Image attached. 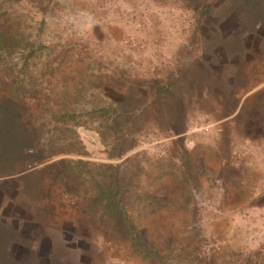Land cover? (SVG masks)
<instances>
[{"label": "rangeland", "instance_id": "obj_1", "mask_svg": "<svg viewBox=\"0 0 264 264\" xmlns=\"http://www.w3.org/2000/svg\"><path fill=\"white\" fill-rule=\"evenodd\" d=\"M0 18L18 40L0 57V73L17 82L20 121L41 134L35 149L49 150L43 161L0 177L9 257L19 264H153L115 232L122 226L89 217L94 180L84 170L70 184L45 173L28 176L37 178L34 187L23 185L25 173L58 159L78 171L77 160L117 163L132 155L140 188L153 190L158 172L163 182L179 176L178 185L163 183L165 206L142 207L138 190L126 197V215L130 208L158 241L161 264H264V23L246 29L235 0H0ZM167 80L178 88L183 126L161 134L150 87ZM145 92L149 109L135 146L107 158L98 132L109 106ZM189 152L195 180L186 187L180 161Z\"/></svg>", "mask_w": 264, "mask_h": 264}, {"label": "trees", "instance_id": "obj_2", "mask_svg": "<svg viewBox=\"0 0 264 264\" xmlns=\"http://www.w3.org/2000/svg\"><path fill=\"white\" fill-rule=\"evenodd\" d=\"M236 4L245 14L244 26L250 32L255 29L259 23H264V0H235ZM0 18V57L4 53H10L14 50L18 40L15 39V30L9 24L2 23ZM0 68V72H1ZM192 81V80H191ZM14 78L9 74L0 73V177L13 174L17 165H23L26 162L39 163L47 156L49 150L39 147L35 149V143L40 140V132L36 126L25 125L20 121L19 109L17 104L18 86ZM154 100L152 106L158 109L155 117L159 124L158 130L162 134L164 131L180 132L182 131L183 118L178 113V98L174 92L178 90L174 82L167 80L163 85L154 84L150 87ZM175 90V91H174ZM222 91V90H221ZM229 95V94H228ZM145 94H125L113 104V107L101 108L102 112H110L108 124L105 128L99 130L98 134L102 144L105 146L107 158L121 159L125 154L135 146V134L140 135V127H143V115L148 111L145 104ZM166 101H170L167 103ZM148 130V129H147ZM145 130V131H147ZM132 155L125 156L117 163L113 162H88L77 160L76 164L81 166L73 170L72 163L66 159H58L44 166L38 167L32 172L25 173L23 185L34 187L37 178H28L30 175L53 174L55 178H64L70 184L81 178L82 170L87 172L93 179L94 194L89 197L91 205L88 207L87 214L89 217H95V220L101 221L105 225L115 223L117 227L115 232H120L129 241L130 248L142 259L153 264H161L163 256L160 254L158 241L152 237L148 230L141 225H136L135 220L130 214L126 215V201L129 196V202L132 197L137 196L136 190L142 193L140 201H147L142 207H154L153 202H158L159 206H165L168 197L167 185H178V174L170 173L168 178L163 182L165 173L158 172L155 178H162L155 188L148 191L146 188H140L139 181L142 169L140 161L133 160ZM193 157L190 152L180 161L181 174L187 178L182 183L190 186L195 177L192 176L194 167L192 166ZM133 160V161H132ZM74 164V163H73ZM87 165L91 166L87 169ZM83 172V173H84ZM82 173V174H83ZM39 178V177H38ZM83 178V176H82ZM98 178V179H94ZM185 178V177H182ZM66 182H63L67 188ZM168 184V185H169ZM34 185V186H33ZM69 188V187H68ZM138 192V193H139ZM186 200L189 201V189H186ZM177 201V200H176ZM130 205V204H129ZM98 206V209H97ZM1 222V221H0ZM0 264H19L7 254V246L10 241V235L7 234L6 228L0 223ZM8 236H7V235ZM169 243L166 241L162 244L163 249L167 248ZM157 248V249H156ZM4 260V261H1ZM199 260V259H197Z\"/></svg>", "mask_w": 264, "mask_h": 264}]
</instances>
